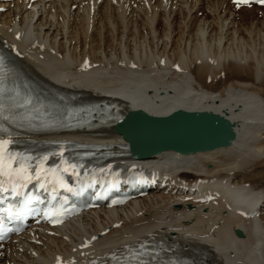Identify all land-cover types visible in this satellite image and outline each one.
Returning a JSON list of instances; mask_svg holds the SVG:
<instances>
[{"label":"bare ground","instance_id":"bare-ground-1","mask_svg":"<svg viewBox=\"0 0 264 264\" xmlns=\"http://www.w3.org/2000/svg\"><path fill=\"white\" fill-rule=\"evenodd\" d=\"M30 5L0 1L7 9L0 14V37L39 81L95 99L120 98L125 111L221 113L235 123L237 139L208 153L126 158L123 173L158 175L170 191L91 211L62 228L29 230L0 250V264L92 263L149 236L198 249L216 264H264V188L246 182L257 173H250L255 161L264 164V22L235 17L257 10H237L227 0ZM175 16L183 20L181 30ZM218 77L223 85L216 90ZM103 141L120 145L122 135ZM203 191L214 200L198 201ZM228 236L235 248L219 245Z\"/></svg>","mask_w":264,"mask_h":264},{"label":"water","instance_id":"water-1","mask_svg":"<svg viewBox=\"0 0 264 264\" xmlns=\"http://www.w3.org/2000/svg\"><path fill=\"white\" fill-rule=\"evenodd\" d=\"M116 127L135 159L174 152L184 156L228 148L237 139L235 123L207 110L176 109L166 115L144 110L127 112Z\"/></svg>","mask_w":264,"mask_h":264},{"label":"snow or ice","instance_id":"snow-or-ice-1","mask_svg":"<svg viewBox=\"0 0 264 264\" xmlns=\"http://www.w3.org/2000/svg\"><path fill=\"white\" fill-rule=\"evenodd\" d=\"M259 2L264 3V0H259ZM3 61L0 59V69H2ZM3 88L0 87V94H2ZM26 103H30V101H26ZM5 111L4 105L0 103V120L10 119L11 116L5 117L3 115ZM0 131H6L3 127V123H0ZM10 141L6 139H0V190H9L5 188L6 184L11 185V191L13 195H19L17 189L19 187H25L27 183L31 182L35 177L32 175V169L29 164H27L24 158H18L19 154H13L10 151L6 152V145H8ZM36 176L39 177L40 172L39 169H36ZM51 171V170H49ZM39 182V181H38ZM60 186H65L62 180H59ZM43 187V184H41ZM71 190V189H69ZM25 200L20 205L16 211L8 210L9 219L19 218L21 214H25L30 211V205L33 200L37 198L28 195L25 193ZM4 230V225L0 222V233Z\"/></svg>","mask_w":264,"mask_h":264},{"label":"rangeland","instance_id":"rangeland-1","mask_svg":"<svg viewBox=\"0 0 264 264\" xmlns=\"http://www.w3.org/2000/svg\"><path fill=\"white\" fill-rule=\"evenodd\" d=\"M204 12V11H203ZM202 11H199V13H198V16L200 17V16H202L203 13ZM176 17V20H175V22H176V24H177V28L178 29H182V24H183V20L181 21V19H180V16H175ZM203 17H209V15L208 14H206L205 16H203ZM236 17V19L239 21L240 19H241V17L242 18H245V20H244V22H246V23H248L250 20H252V19H256L257 18V20H258V23L259 24H261L262 22H264V11H262V10H260V12H259V10H257V12H249V11H240V12H238V17L237 16H235ZM262 20V21H261ZM178 21V22H177ZM244 24V23H243ZM241 27V26H240ZM179 33V32H178ZM177 34V33H176ZM225 79V78H224ZM224 79H223V81H224ZM222 81V79L220 80V79H217V81L215 80V81H213L214 82V89H218V87H220L221 85H223V82H221ZM217 87V88H216ZM255 162H258V163H255L254 164V167L252 168V170L250 171V173H254V171L255 172H257L255 175H253V176H250V177H246L247 178V180H250V181H247L246 180V182L247 183H250L251 185H255V187H257V188H264V164H261V165H259L260 163H259V161H255ZM212 165L211 166H208L209 168H213L212 166H214V164L213 163H211ZM258 164V165H257ZM256 165V166H255ZM245 178V179H246ZM259 187H258V186Z\"/></svg>","mask_w":264,"mask_h":264}]
</instances>
